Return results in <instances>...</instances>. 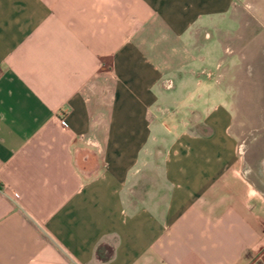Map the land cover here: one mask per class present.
Wrapping results in <instances>:
<instances>
[{"label": "crops", "instance_id": "1", "mask_svg": "<svg viewBox=\"0 0 264 264\" xmlns=\"http://www.w3.org/2000/svg\"><path fill=\"white\" fill-rule=\"evenodd\" d=\"M233 5L0 0V264H264V193L201 77Z\"/></svg>", "mask_w": 264, "mask_h": 264}, {"label": "rangeland", "instance_id": "2", "mask_svg": "<svg viewBox=\"0 0 264 264\" xmlns=\"http://www.w3.org/2000/svg\"><path fill=\"white\" fill-rule=\"evenodd\" d=\"M202 79L219 81L232 113L237 138L239 174L264 193V0H234L218 23H206L210 33ZM210 53V54H209ZM209 55V56H208ZM205 74V75H204Z\"/></svg>", "mask_w": 264, "mask_h": 264}, {"label": "built area", "instance_id": "3", "mask_svg": "<svg viewBox=\"0 0 264 264\" xmlns=\"http://www.w3.org/2000/svg\"><path fill=\"white\" fill-rule=\"evenodd\" d=\"M12 194L15 198H19V196H20V194L16 191H13Z\"/></svg>", "mask_w": 264, "mask_h": 264}]
</instances>
